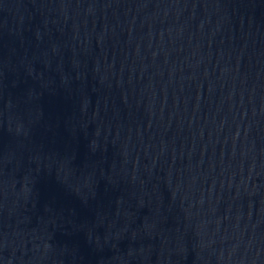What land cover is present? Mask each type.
<instances>
[{"label": "water", "instance_id": "obj_1", "mask_svg": "<svg viewBox=\"0 0 264 264\" xmlns=\"http://www.w3.org/2000/svg\"><path fill=\"white\" fill-rule=\"evenodd\" d=\"M0 264H264V0H0Z\"/></svg>", "mask_w": 264, "mask_h": 264}]
</instances>
